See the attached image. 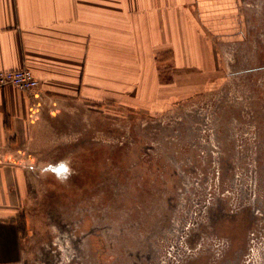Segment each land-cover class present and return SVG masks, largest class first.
<instances>
[{"label": "rangeland", "instance_id": "1", "mask_svg": "<svg viewBox=\"0 0 264 264\" xmlns=\"http://www.w3.org/2000/svg\"><path fill=\"white\" fill-rule=\"evenodd\" d=\"M213 5L212 87L157 116L70 125L22 202L15 264H264V248L247 252L264 227V0Z\"/></svg>", "mask_w": 264, "mask_h": 264}, {"label": "crops", "instance_id": "2", "mask_svg": "<svg viewBox=\"0 0 264 264\" xmlns=\"http://www.w3.org/2000/svg\"><path fill=\"white\" fill-rule=\"evenodd\" d=\"M213 2L0 0V71L29 69L39 82L0 89V264L22 254V202L70 125L86 112L157 116L212 87Z\"/></svg>", "mask_w": 264, "mask_h": 264}, {"label": "water", "instance_id": "3", "mask_svg": "<svg viewBox=\"0 0 264 264\" xmlns=\"http://www.w3.org/2000/svg\"><path fill=\"white\" fill-rule=\"evenodd\" d=\"M248 196H251L250 203L252 208L251 210L254 212L253 214L257 215V217H261V211L258 208H255L254 201H255V193L254 191L248 194ZM187 241L189 242V235H185ZM248 253H252L253 251L260 249L261 252L264 248V227L262 225L261 220H258V224L248 232ZM221 243L223 245L222 249L227 248L229 246V242L225 239L221 240ZM201 248V243H194L193 245H185L183 249H181V254L183 257L187 258L195 254L196 251H198ZM179 258V257H178Z\"/></svg>", "mask_w": 264, "mask_h": 264}, {"label": "built area", "instance_id": "4", "mask_svg": "<svg viewBox=\"0 0 264 264\" xmlns=\"http://www.w3.org/2000/svg\"><path fill=\"white\" fill-rule=\"evenodd\" d=\"M13 86L19 90L32 92L39 87V82L29 69L0 71V89Z\"/></svg>", "mask_w": 264, "mask_h": 264}]
</instances>
